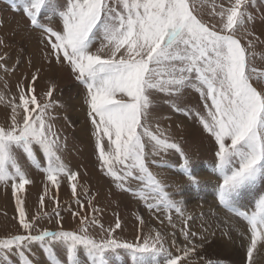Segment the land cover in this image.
<instances>
[{"label": "snow or ice", "instance_id": "snow-or-ice-1", "mask_svg": "<svg viewBox=\"0 0 264 264\" xmlns=\"http://www.w3.org/2000/svg\"><path fill=\"white\" fill-rule=\"evenodd\" d=\"M9 3L13 10L22 12L30 29L39 33L49 63L67 67L83 85L101 171L117 188L142 200L149 210L182 212L163 182L149 170V155L174 150L179 154L181 171L190 182L198 183L181 146L162 138L159 126L155 131L150 128L148 117L154 98L163 94L172 110L200 126L214 145L219 205L246 221L241 247L246 250L247 264H251L253 251L264 244V192L256 193L251 212L234 207L243 192L264 181V70L253 64V41L242 45L237 36L251 20L250 0L213 4V24L200 16L192 0ZM0 61L7 71L6 58L0 57ZM38 72L31 76L27 92L23 83L18 85L19 103L10 102L11 123L6 120L0 125V184L11 182L24 230V234L0 238V254L7 258L16 253L23 264H32L26 252L39 243L48 251L50 264H113V255L120 258L118 250H125L132 264H183L197 250L196 233L191 231L182 230L183 246L177 244L175 233L166 239L159 231L143 236L142 242L138 238L128 243L116 238L112 229L106 238L98 240L89 234L83 220L75 230L60 226L32 234L37 218H27L25 201L17 195L31 183L19 158L26 156L40 168L36 153L42 151L47 161L42 168L47 181L54 189L67 182L74 196L79 175L59 155L63 144L50 115L53 102L41 104L35 94L29 95L35 93ZM188 89L198 93L202 106L189 108L176 103ZM47 96H52L51 89ZM3 99L0 95V101ZM145 139L151 152L145 150ZM77 203L83 207L78 197ZM168 220L172 222L170 215ZM89 224L94 226L96 220ZM120 227L117 220L115 228ZM169 241L170 248H166ZM205 242L202 237L199 247ZM170 249H175V254Z\"/></svg>", "mask_w": 264, "mask_h": 264}, {"label": "rangeland", "instance_id": "rangeland-1", "mask_svg": "<svg viewBox=\"0 0 264 264\" xmlns=\"http://www.w3.org/2000/svg\"><path fill=\"white\" fill-rule=\"evenodd\" d=\"M192 2L200 16L213 24L216 18L212 15V5L225 3V0ZM248 12L251 20L237 36L242 45H247L249 40L253 41V64L258 70H264V0H250ZM0 40L3 41L0 44V57L6 58L7 67L5 71L4 61H0V95L4 97L0 101V125H5L6 120L8 124L11 123L10 102L19 103L18 85L23 83L27 92L31 76L39 69L37 81L33 85L35 93L29 95L35 94L41 104L46 100L53 102L50 115L63 144L59 155L68 168L79 174L75 182L77 195L74 196L67 182H62L59 189H54L47 181L42 171L47 166L42 151L36 153L40 168L26 156L19 158L31 183L17 195L25 201L27 218H37L33 235L60 226L65 230H75L83 220L89 234L98 240L106 238L107 232L112 229H115L113 235L116 238L128 243L136 242L138 238L142 242L143 236L149 233L154 235L159 231L166 239L175 233L177 244L183 246L182 230L191 231L196 233L194 242L197 250L183 264H247L246 250L241 247L246 221L237 216L236 212L219 205L216 194L220 181L213 164L214 145L202 133L199 125L172 110L163 94H157L154 98L148 117L150 128L155 131L159 126L163 132L162 138L166 137L169 142L181 146L191 160L190 171L198 183L190 182L189 177L181 171L177 164L179 154L174 150L149 155L146 159L149 170L163 182L169 196L179 204L182 212L149 210L142 200L117 188L111 177L101 171L94 153L92 125L87 117L83 85L75 80L67 67L49 63L45 57L47 49L40 42L39 33L30 29L22 12L19 9L13 10L9 0H0ZM49 89L52 90L51 97L47 96ZM176 103L189 108L202 106L198 93L192 89L185 90ZM145 143L146 152H151L146 139ZM10 183L7 186L0 184V238L6 234H24ZM258 191L264 192V181H259L252 189L243 192L238 199L241 207L235 209L251 212ZM77 197L83 207L77 203ZM57 211L59 217L56 216ZM232 214L238 218L234 219ZM93 218L96 220L94 226L89 224ZM117 220L121 225L119 229L115 228ZM202 237L206 238V242L203 247H199ZM165 247L170 248V241ZM170 250L175 254V249ZM53 252L58 259L61 258L55 249ZM118 255L119 259L113 255V264H132L125 250H118ZM26 256L32 264H50L48 251L39 243L33 244ZM0 264H23V261L16 253L7 258L0 254ZM251 264H264V244H258L253 251Z\"/></svg>", "mask_w": 264, "mask_h": 264}, {"label": "bare ground", "instance_id": "bare-ground-1", "mask_svg": "<svg viewBox=\"0 0 264 264\" xmlns=\"http://www.w3.org/2000/svg\"><path fill=\"white\" fill-rule=\"evenodd\" d=\"M30 79H31V78H30ZM211 178H212V177H210V181H211ZM212 186H213V185H212ZM212 189H214V188H212ZM208 192H209V191H208ZM214 192H215V191H214ZM240 203H241L240 201H237L236 204L234 205V207H235V208H238V206L241 207ZM233 212H235V211H233ZM232 217H233L234 219H237V218H238V217H236V216L233 215V214H232ZM208 247H209V246H208Z\"/></svg>", "mask_w": 264, "mask_h": 264}]
</instances>
